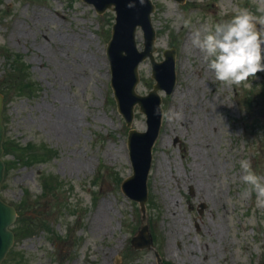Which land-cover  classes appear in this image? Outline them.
Segmentation results:
<instances>
[{"label": "rangeland", "instance_id": "1", "mask_svg": "<svg viewBox=\"0 0 264 264\" xmlns=\"http://www.w3.org/2000/svg\"><path fill=\"white\" fill-rule=\"evenodd\" d=\"M152 1L155 57L163 61L177 47L178 83L172 95L161 93L144 223L154 248L137 251L131 241L143 214L121 192L133 174L130 129L107 59L116 15L81 0H0L8 164L1 197L20 211L3 264H157L156 252L164 264L264 263V208L240 167L248 160L264 177V72L251 87H227L191 44L193 31L229 21L238 9L262 15L258 0ZM136 35L143 50L141 29ZM139 69L137 91L145 95L156 82L149 60ZM63 112L72 117L71 135L62 132ZM174 113L183 118L169 120ZM135 114L133 129L145 131V115L138 107Z\"/></svg>", "mask_w": 264, "mask_h": 264}, {"label": "water", "instance_id": "2", "mask_svg": "<svg viewBox=\"0 0 264 264\" xmlns=\"http://www.w3.org/2000/svg\"><path fill=\"white\" fill-rule=\"evenodd\" d=\"M93 4L96 10L101 14L108 8L114 10L117 17V24L114 27L113 39L109 44V59L111 60L112 86L119 105V111L131 126L133 119V109L136 104L141 106V111L148 114L150 129L147 134L132 131L130 133L129 148H131V157L135 175L129 178L123 186L124 193L132 199L141 203L144 208L148 199L147 178L152 162V146L158 138V132L161 122V100L158 95V89L165 88L171 91L175 79H169L163 82L158 71V65L155 64L153 53L156 46L155 30L151 24V13L154 9L150 0H84ZM183 1V0H181ZM141 26L145 32L146 50L140 52L136 43L135 31ZM147 57H151L155 68L154 78L160 81L156 85L154 92L149 96L141 97L138 95L136 87L139 80L138 66ZM168 62H174V56L166 52ZM4 106V97L0 93V190L4 179L5 164L2 161L3 138H4V119L2 117ZM160 113V114H158ZM16 221V210L7 205L0 199V264L6 258L7 252L14 244V233L9 230V226ZM144 237V238H142ZM134 246L137 249L144 247L151 248L152 240L148 235V227H144L138 238L134 240Z\"/></svg>", "mask_w": 264, "mask_h": 264}, {"label": "clouds", "instance_id": "3", "mask_svg": "<svg viewBox=\"0 0 264 264\" xmlns=\"http://www.w3.org/2000/svg\"><path fill=\"white\" fill-rule=\"evenodd\" d=\"M258 4L260 16L253 15L248 9H238L231 20L214 26L205 24L192 32V46L203 54L215 79L227 87L242 84L251 87L247 83L249 79L264 72V0H258ZM190 23L184 21V26L189 27ZM0 43H3L2 38ZM168 118L179 120L183 116L174 113ZM240 167L244 173L241 179L249 186L248 191L254 190L257 194V207L264 208V177L256 175L248 160H241Z\"/></svg>", "mask_w": 264, "mask_h": 264}, {"label": "bare ground", "instance_id": "4", "mask_svg": "<svg viewBox=\"0 0 264 264\" xmlns=\"http://www.w3.org/2000/svg\"><path fill=\"white\" fill-rule=\"evenodd\" d=\"M62 116L65 117V120L66 121H69V125H70V126L69 125H65L63 127L64 129H62V132L64 134L66 133V135H71L73 133V132H71L72 125H73L72 117L69 115V113H66V112H63L62 113ZM163 166H164V163L162 162L161 163V167L163 168ZM168 213H169V215L173 216V218H175L177 216V213H174L171 208L169 209V212Z\"/></svg>", "mask_w": 264, "mask_h": 264}, {"label": "trees", "instance_id": "5", "mask_svg": "<svg viewBox=\"0 0 264 264\" xmlns=\"http://www.w3.org/2000/svg\"><path fill=\"white\" fill-rule=\"evenodd\" d=\"M6 94V93H5Z\"/></svg>", "mask_w": 264, "mask_h": 264}]
</instances>
